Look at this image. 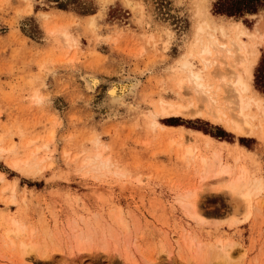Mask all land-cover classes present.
Segmentation results:
<instances>
[{"label":"rangeland","instance_id":"obj_1","mask_svg":"<svg viewBox=\"0 0 264 264\" xmlns=\"http://www.w3.org/2000/svg\"><path fill=\"white\" fill-rule=\"evenodd\" d=\"M215 2L0 0V147L14 145L0 154V264H223L213 250L226 240L229 264H264V138L205 117L153 115L161 98L191 96L174 74L202 3L203 19L240 21L251 34L242 39L258 52L253 88L264 98V8L229 17L215 14ZM87 75L99 79L95 88ZM129 79L141 84L114 105L109 87ZM205 134L261 181L249 214L223 182L204 179ZM13 159L28 163L15 168ZM197 190L194 216L179 198ZM15 224L23 235H8ZM80 233L110 248L79 249ZM23 239L49 245L53 257L23 254ZM200 244L210 248L200 253Z\"/></svg>","mask_w":264,"mask_h":264},{"label":"bare ground","instance_id":"obj_2","mask_svg":"<svg viewBox=\"0 0 264 264\" xmlns=\"http://www.w3.org/2000/svg\"><path fill=\"white\" fill-rule=\"evenodd\" d=\"M202 4V6L200 4V11L197 13L199 27L197 28L195 42L191 45L188 56L178 62V68L174 74L179 89H184L191 96L187 102L161 98L154 104L153 115L155 117H205L212 122L224 123L240 135L264 138V98L260 92L253 88L254 67L258 60V52L256 50L249 51L246 42L242 39L243 36L250 37L251 34L240 21H220L211 17L203 19V14H205L207 8L204 3ZM90 23L93 27L95 24L94 16H92ZM63 33V37L65 36L64 41H72L75 45L77 44L75 36ZM218 33L222 37L230 36V44L222 42L218 37ZM191 59L201 63L203 70L195 69ZM207 69H210L209 73L213 77L204 72ZM86 78L92 88H95L99 83V79L96 77L87 75ZM214 78H217L219 82L217 83V79ZM140 84L141 80L138 79H129L122 83L113 82L108 89L107 96L114 105H121L125 102V97L129 93H134ZM153 123L158 125L155 120ZM205 136L208 138L206 145L210 153L207 156L199 154V156H202L201 162L205 171L204 179L215 178L217 182H223L221 189L223 188L231 196L235 207L245 208L247 214H249L256 198L255 195L262 188L261 181L249 177L247 166L245 167L242 164V166L237 167L235 163L226 162L221 144H216L212 136L208 134H205ZM13 148L14 145L8 148L0 147V154ZM185 152L193 154L190 146L187 147ZM47 156H50V154ZM96 157L100 158L101 154H97ZM93 160L89 158L83 165L90 164ZM103 162L104 160L101 158L99 164ZM22 163L27 164L28 161L22 159L12 160V165L15 168L22 166ZM93 168L95 169V166ZM4 178V173L0 171V181H3ZM207 183L206 181L205 184ZM1 189L3 190V188ZM186 194L184 197L179 198L180 202L195 214L194 216H198L199 191ZM16 224L18 225V223ZM22 230L25 233L24 229L17 227L15 230L8 231V235L18 236L22 233ZM90 238V236L85 237V234L77 235L75 246L87 250L93 248L108 249L107 244L101 242L97 244L98 242L95 243ZM21 245L24 248L23 254L36 252L46 257H53L52 252L54 249H51L49 245L41 247L37 243H25L24 239ZM203 246V244L197 246L198 250L194 246H190V248L196 249L200 253H204L206 248H210L209 245L206 248ZM219 246L220 248L213 250V255L219 257L223 264H229L233 244L226 240L221 241Z\"/></svg>","mask_w":264,"mask_h":264},{"label":"trees","instance_id":"obj_3","mask_svg":"<svg viewBox=\"0 0 264 264\" xmlns=\"http://www.w3.org/2000/svg\"><path fill=\"white\" fill-rule=\"evenodd\" d=\"M214 8L215 14L229 17L257 14L259 9L264 8V0H216Z\"/></svg>","mask_w":264,"mask_h":264},{"label":"crops","instance_id":"obj_4","mask_svg":"<svg viewBox=\"0 0 264 264\" xmlns=\"http://www.w3.org/2000/svg\"><path fill=\"white\" fill-rule=\"evenodd\" d=\"M57 11H59V10H57ZM68 13V12H67Z\"/></svg>","mask_w":264,"mask_h":264}]
</instances>
